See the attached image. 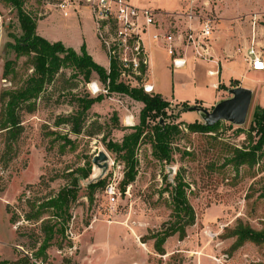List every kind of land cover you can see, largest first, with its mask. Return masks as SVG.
Listing matches in <instances>:
<instances>
[{
	"label": "rangeland",
	"instance_id": "1",
	"mask_svg": "<svg viewBox=\"0 0 264 264\" xmlns=\"http://www.w3.org/2000/svg\"><path fill=\"white\" fill-rule=\"evenodd\" d=\"M130 1L138 6H158L166 11L179 10L187 2ZM58 2L24 0V9L36 21L52 11L46 21L38 23L37 32L49 40L76 44L79 49L80 39L85 37L94 58L107 64L90 11L81 15V22H71L75 20V9L70 8L69 17L64 16V11L57 6ZM199 4L205 12L214 16L217 22L214 32L224 39L233 35L231 31L237 33L238 29L245 33L253 31L256 20L257 27L264 28V0H199ZM0 24L1 110V93L21 86L33 69L27 57L17 58L7 47L8 43L15 42V36L22 34V29L17 8L5 0H0ZM259 34L257 39L262 40L259 49L264 51V31ZM168 56L164 53L156 55L153 78L157 91L164 97L184 99L191 105L200 104L212 110L216 103H209L213 102L218 91L213 87V81L220 76H210L206 71L215 66L208 63L210 61L196 60L195 72L191 62L185 69H173L168 67ZM7 60L15 61V72L10 75H5ZM74 72L72 68L62 69L37 100L35 111L23 112V131L18 141L13 143L9 161L1 159L6 138L0 132V264H14L23 254L33 256L37 249L33 234L40 235L39 225L24 220L18 223L10 221L12 213L9 210L23 213L30 210L29 205L19 201V198H44L56 193L71 180L69 172L85 166L87 160L93 165L92 174L89 179L81 181L79 199L72 207L73 220L68 230L70 237L59 238L49 248L50 264H264V244L246 242L235 249L236 238L229 236L239 220L257 229L264 227V197L261 195L264 157L252 168L241 166L236 170L231 164L224 166L226 158L232 155L228 151L230 146L242 147L248 143L246 133L239 132V128L248 130L256 108L264 107V71H258V77L250 74L243 80H227L229 76L223 71L222 82L228 83H221L224 96L229 97V88L241 84L258 89V94L253 97L244 125L222 121L216 133L189 131L186 123L202 121L199 112L184 111L183 102L167 100L157 93L169 105L159 113L153 111L152 114L156 115L149 117L148 124L154 125L163 117L166 123H180L182 128V133L173 144V161L168 164L156 159L151 144L145 138L137 149L138 175L125 191H122L121 185L125 163L107 148V142H121L125 134L133 132V126H140L145 104L127 93L110 91L100 94L103 98L88 111L81 134L72 133L67 124L56 126L59 116L77 111V97L99 96L88 91L83 76L73 77ZM98 78L94 73L92 79ZM203 101L209 105L203 104ZM130 115H134L132 121L135 124L132 126L125 121ZM91 131L97 133L89 135ZM58 134L67 135L73 145L67 144L62 150L64 139L57 137ZM101 150L109 155V168L103 176L106 186L118 182L121 191L114 204L110 203L105 193L106 186L95 193L92 202L87 197L88 183L102 174V169L92 162ZM184 151L192 154H184ZM177 171L190 185L187 192L196 211V222L187 228L184 239H180L178 234L169 237L165 243V254H159L151 237L171 218L172 185L168 182L174 184ZM167 187L170 192L164 191ZM21 233L24 235L21 236Z\"/></svg>",
	"mask_w": 264,
	"mask_h": 264
},
{
	"label": "trees",
	"instance_id": "2",
	"mask_svg": "<svg viewBox=\"0 0 264 264\" xmlns=\"http://www.w3.org/2000/svg\"><path fill=\"white\" fill-rule=\"evenodd\" d=\"M14 5L18 10V18L22 34L15 36V42H10L7 47L10 48L17 58L27 57L32 65V72L28 75L25 82L16 88L6 89L1 93L0 110V132L4 133L6 138V147L1 159L9 161L13 151V143L18 141L22 131L23 112H34L37 106V100L51 84L59 72L64 68H72L75 72L73 77L83 76L86 84L92 80L96 73L102 81L110 78V90L115 92H124L131 97L144 102L145 106L141 111V125L133 126V132L125 134L121 142L109 140L107 148L119 155V158L125 163L124 177L121 181L122 191L136 180L138 175L139 160L137 149L146 138L152 146V153L156 159L161 162L171 164L174 157L173 144L178 135L182 133L180 123H166L165 118L160 117L154 125L148 124L149 117L153 111L161 112L169 105L160 94H147L141 89L129 88L122 83H118V72L116 64L113 65L110 74L102 65L98 64L86 50L85 45L81 51L77 52L72 47L65 46L61 41L51 42L37 33L36 19L24 9V0H5ZM15 72V61L7 60L5 62V75ZM235 86V85H234ZM219 87L223 88L221 84ZM103 98L79 96L78 109L73 114L61 115L57 118L55 125L67 124L70 131L74 134H81L88 117V111L91 107ZM198 102V101H197ZM199 103V102H198ZM184 111L189 110L191 104L183 102ZM164 120V124L161 123ZM222 125L218 122L214 126H208L203 121H194L186 123L185 127L193 133L211 134L216 133ZM239 132L246 133L247 145L230 146L228 151L232 152L227 157L224 166L231 164L236 170L241 166L255 167L264 157V107L258 106L253 114V121L248 130L239 128ZM97 132L91 131L89 135ZM57 137L64 139L61 147L64 150L67 144H72V140L67 135L58 134ZM216 137V136H213ZM184 154L191 155V152L184 151ZM85 166H80L68 175L71 180L62 186L56 193L44 196V198H30L24 201L30 207L26 212L9 210L12 213L10 221L18 223L24 220L28 223L39 225L40 235L35 236L36 252L33 256L23 254L14 264H50L48 262L49 248L54 245L59 238L70 237L68 230L73 220L72 207L79 199L81 181L89 179L92 174L93 165L87 160ZM172 185V215L164 224L161 230L154 233L151 237L155 240L154 248L157 253L165 254V243L167 239L176 234L180 239L187 236V228L196 222V211L188 198L189 183L185 181L181 173L177 171ZM106 186V178L102 177L96 181L89 182L87 185L88 199L92 202L94 195L98 190H103ZM170 187V186H169ZM169 187L164 191H169ZM264 197V188L261 194ZM25 211V210H23ZM24 233H21L23 236ZM230 237H235L234 248L243 246L246 242H253L259 245L264 244V227L254 228L242 220L230 230ZM38 245V246H37Z\"/></svg>",
	"mask_w": 264,
	"mask_h": 264
},
{
	"label": "built area",
	"instance_id": "3",
	"mask_svg": "<svg viewBox=\"0 0 264 264\" xmlns=\"http://www.w3.org/2000/svg\"><path fill=\"white\" fill-rule=\"evenodd\" d=\"M58 8L69 13L70 8H87L96 26L97 38L104 51L110 74L116 64L118 83L129 88L141 89L145 93L157 94L151 76L150 44L162 46L170 57L169 67L184 68L187 58L181 53L183 48L191 49L195 57L210 60L209 46L214 34L216 19L205 12L199 0H187L185 8L165 11L151 7H141L130 0H59ZM246 59L252 70L264 71V51L252 41L246 52ZM210 75L218 69L209 70ZM110 78L102 81L92 79L87 83L92 95L110 93ZM134 115L125 121L132 126ZM105 193L114 204L121 193L118 182L110 183Z\"/></svg>",
	"mask_w": 264,
	"mask_h": 264
},
{
	"label": "crops",
	"instance_id": "4",
	"mask_svg": "<svg viewBox=\"0 0 264 264\" xmlns=\"http://www.w3.org/2000/svg\"><path fill=\"white\" fill-rule=\"evenodd\" d=\"M185 5L186 4H184L183 7H181L180 9H184ZM141 7H149V5H144V6H141ZM151 8L160 9L158 6L151 7ZM161 10H163V9H161ZM85 11L89 12V10L87 8H84V7L77 8V10L74 11L75 20L72 19L71 22L72 21L81 22V18H82L81 15H84ZM51 12H49L47 14V16H45L43 18H40L37 21V26H38L39 22L46 21L47 18L51 15ZM169 12H171V11H169ZM81 13H83V14H81ZM69 14L70 13H68L67 15H65V14H63V15L69 17ZM90 17H91L90 19H91V21H92V23H93V25L95 27V32H96V26H95V23H94V20L92 18L91 13H90ZM83 19H85V18L83 17ZM254 24H255V26L253 28V31L249 30L248 32L245 33L242 30H239L237 28L238 29L237 33H236V31H235V33L233 31H231V34H233V35H229V37L225 38V39L221 35H219L217 33L215 34V32H214L213 39L210 41V46H209L210 60H205L203 58L195 57V54H194V52L191 49H187L186 50L185 48H183V50H181V53L183 55H185L186 58H187L186 66L191 62V64H192L191 68H192L193 72H195V64L197 63L196 60H202V61H207V62L210 61L208 63H212L215 66L213 68H208L207 69L206 72H207L208 75H210L208 73L209 70L218 69V73L217 74L210 75V76H220V78L218 80L213 81V87L216 88L218 91L216 93V96H215V99L213 100V102H210L209 104H215V103L219 102L220 100H222L223 98L228 97V96H224L223 90H221V88L219 87V85L221 83L228 84L227 82H222V79H221V76H222L224 70L229 76L227 80H230L232 78L233 79H237V80H243L245 77H248L250 74H252V75L254 74V75H256V77H258V75H259L257 73L258 71L252 70L250 68V66H249V63L247 62V59H246V52H247L248 47L251 45L252 41H255V43L257 44L258 47H259V44L262 42V40L257 39V35H260L259 34L260 32L263 33L264 28L263 27L262 28L259 27L260 25H258V27H257V20L254 22ZM75 26H76V24H75ZM36 30H37V28H36ZM39 35H41V34H39ZM96 36H97V34H96ZM49 41H51V42L61 41L65 46L72 47L77 52H80L82 46L85 45L86 50L88 51V53L93 57V59L98 64L102 65L106 69L109 66V61H108L107 58H106L107 59V64H103V63L97 61L94 58V55H93L91 49L89 48L88 43L85 41V37L80 39V43H79V45L81 46L80 49L78 47H75L76 44L70 45L66 41H63V40H54V39H52V40H49ZM100 47H101V45H100ZM159 53H164V54H166L168 56V54H167L166 50L164 49V47L159 46V45L155 46L154 44H150L151 76H152L153 82H154V78H153L154 71L153 70H154L155 64H156V55H158ZM168 58H169V56H168ZM162 61H163V59L161 60V62ZM161 64H163V63H161ZM186 66L183 69H185ZM168 67H169V65H168ZM154 84H155V88L157 90V85H156L155 82H154ZM183 84H186V83L183 82ZM241 86H245V87L251 88L254 91V96L256 95V93L258 94V92H257L258 89H253V87H251L249 85H244V84H241ZM157 92L162 95V93L160 91H157ZM164 98L167 99V100H173V101H177V102H185L184 99H179V100L177 99L176 100L175 98H171L170 99V97H164ZM203 104L207 105L208 103L203 101Z\"/></svg>",
	"mask_w": 264,
	"mask_h": 264
},
{
	"label": "water",
	"instance_id": "5",
	"mask_svg": "<svg viewBox=\"0 0 264 264\" xmlns=\"http://www.w3.org/2000/svg\"><path fill=\"white\" fill-rule=\"evenodd\" d=\"M228 92L230 96L217 102L212 110L200 104H193L188 109L199 112L202 121L208 126H214L222 121H228L238 126L244 125L249 116L254 91L251 88L239 85L229 88ZM160 121L164 124L163 119ZM92 162L98 168L102 169V174L99 178L91 180L90 182L96 181L106 174L109 168V155L106 151L101 150L93 157Z\"/></svg>",
	"mask_w": 264,
	"mask_h": 264
},
{
	"label": "bare ground",
	"instance_id": "6",
	"mask_svg": "<svg viewBox=\"0 0 264 264\" xmlns=\"http://www.w3.org/2000/svg\"><path fill=\"white\" fill-rule=\"evenodd\" d=\"M128 122H129V123H131V122H132V121H131V118H128Z\"/></svg>",
	"mask_w": 264,
	"mask_h": 264
}]
</instances>
